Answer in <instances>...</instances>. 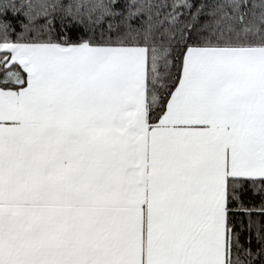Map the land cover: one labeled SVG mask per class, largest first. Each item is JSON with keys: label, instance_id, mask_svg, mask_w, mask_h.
Masks as SVG:
<instances>
[{"label": "snow or ice", "instance_id": "obj_1", "mask_svg": "<svg viewBox=\"0 0 264 264\" xmlns=\"http://www.w3.org/2000/svg\"><path fill=\"white\" fill-rule=\"evenodd\" d=\"M0 264H264V0H0Z\"/></svg>", "mask_w": 264, "mask_h": 264}]
</instances>
